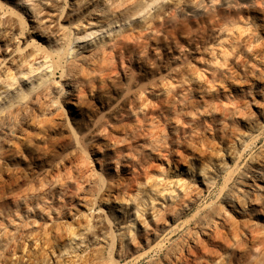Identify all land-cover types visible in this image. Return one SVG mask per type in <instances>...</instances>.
<instances>
[{
  "label": "bare ground",
  "instance_id": "6f19581e",
  "mask_svg": "<svg viewBox=\"0 0 264 264\" xmlns=\"http://www.w3.org/2000/svg\"><path fill=\"white\" fill-rule=\"evenodd\" d=\"M160 1L0 4L10 30L13 24L18 35L31 30L22 48L0 38L6 53L0 59V176L8 167L14 179L5 187L0 177V198L8 194L12 218L4 216L12 230L0 234L6 235L0 264L56 263L77 240L86 245L64 264L139 263L153 253L147 264H264V144L222 202L193 212L194 228L169 248L159 245L162 238L192 212L202 187L178 179L174 190L165 186L159 195L154 189L164 167L173 175L188 172L182 164L203 159L215 140L229 158L241 154L246 138L250 146L261 141L264 0ZM29 3L22 13L15 9ZM252 13L262 19L253 25L256 39ZM6 23L0 37L11 32ZM211 29L221 39L215 53L205 45ZM96 38L82 50L74 46ZM29 48L34 51L21 52ZM201 49L209 50V61L190 67L188 54ZM38 60L45 73L32 79L27 73L38 71ZM22 78L32 80L17 85ZM209 168L199 169L204 188L215 180L206 175ZM116 210L126 214L118 232L111 227ZM95 211L109 225L99 242ZM91 246L108 251V258Z\"/></svg>",
  "mask_w": 264,
  "mask_h": 264
},
{
  "label": "rangeland",
  "instance_id": "374dc122",
  "mask_svg": "<svg viewBox=\"0 0 264 264\" xmlns=\"http://www.w3.org/2000/svg\"><path fill=\"white\" fill-rule=\"evenodd\" d=\"M34 2H35V0H33ZM3 2V3H2ZM172 2H174V1H172ZM161 3V4H160ZM169 3V1L167 0H164V1H160L159 2V6H161V5H167ZM0 4L2 5V6H8V5H11V0H0ZM59 5H63V2L61 1V2H59L58 3ZM29 5H31V3H29V4H27V5H22V4H20V5H16L15 6V9L17 10V11H19L20 13H22V12H24V7H29ZM158 6V7H159ZM157 7V8H158ZM155 9H153V10H151V13L154 11ZM1 11V10H0ZM257 14H259L258 12H256ZM257 14H254V13H252L251 14V16H250V33H251V35L253 36H257V35H255V33L253 32L254 30H255V28H254V23L256 22V23H261V16H259L258 17V19L255 17V19L253 18V16H255V15H257ZM0 19H1V23H4V22H7L6 23V25H3V27L5 26V28H7L8 30H10L9 29V24H8V22H9V18H8V16L6 17V16H3L2 17V15H0ZM28 18V17H27ZM253 18V19H252ZM254 20V21H253ZM4 21V22H3ZM259 21V22H258ZM136 22V21H135ZM135 22H133V23H135ZM251 22H253V23H251ZM0 23V24H1ZM12 23V22H11ZM10 23V24H11ZM132 23V24H133ZM29 25H31L30 24V22H29ZM95 25L93 24V26H91L92 28H94V29H98L99 28V25H97V26H95ZM129 26L130 25H126L125 26V28H129ZM251 26H252V28H251ZM2 26L0 25V28H1ZM90 27V28H91ZM11 28H13V30H10L11 32H10V34H8V33H6V35H1V37L0 38H4V39H6V41H8V44L10 45V48H13V50H14V47L15 46H19V47H23L24 45H22L25 41H26V39H27V37L28 36H31V34H30V32H31V30L27 27V29H29V31L27 30V31H24L23 32V34L22 35H18V32H19V30H18V25H16V24H13L12 25V27ZM87 30H88V27L86 28ZM253 29V30H252ZM82 30V29H81ZM14 33H13V32ZM213 31V32H212ZM81 32V31H80ZM79 31H78V33H80ZM216 31L214 30V29H211V30H209L206 34H204V36H205V45H207L206 47L207 48H209L210 46L212 47L211 49H215L214 50V53L215 52H217L218 50H219V48H218V43H219V41L221 40V39H219V37L217 36V34L215 33ZM26 33H29V34H26ZM214 33V34H213ZM254 33V34H253ZM259 33V35L263 38V35L260 33V32H258ZM26 34V35H25ZM181 34V33H180ZM28 35V36H27ZM250 35V36H251ZM6 36H8V37H6ZM14 36V37H13ZM17 36V37H16ZM20 36V37H19ZM179 36H182V39H184V40H186V36H185V34H181V35H179ZM253 36V37H254ZM17 39H16V38ZM22 37H24V38H22ZM107 37V36H106ZM15 38V39H14ZM99 38H102V37H99ZM99 38H96L95 39V41H92L90 44H84L83 46H81L80 44H75L74 46H75V48L76 49H80V50H82L83 48H85V47H89L90 45H92L93 44V42H97L98 40H99ZM105 38V37H104ZM218 38V39H217ZM255 39H256V37H254ZM253 38V39H254ZM13 39V40H12ZM19 39V40H18ZM209 39H210V41H209ZM3 40V39H2ZM25 40V41H24ZM86 40H88V38L86 39ZM90 40V39H89ZM11 41V42H10ZM15 41H17V42H15ZM21 43H20V42ZM207 41V42H206ZM218 41V42H217ZM184 46H186V45H184ZM218 49H217V48ZM188 48V47H187ZM3 49V51H4V48L2 47L1 48V50ZM191 49V48H190ZM192 49H194V48H192ZM261 49H262V47H261ZM33 50V48H29V50L27 49H24V50H22L21 52H27V53H31V51ZM209 50H210V48H209ZM209 50H207V49H201V50H199L198 52H197V50H196V52L197 53H189L188 55V60H187V64H189V66L191 65V66H197V67H200L201 68V65H202V63L204 62V60L205 59H210L209 58V54H210V52H209ZM1 52L0 51V59L1 60H4V56H6V53L5 52ZM29 51V52H28ZM34 51V50H33ZM187 51H188V49H187ZM187 53V52H186ZM4 54V55H3ZM18 55H22V53H20V52H18L17 53ZM208 54V55H207ZM259 56H262V58L264 57V54H260ZM6 58V57H5ZM259 58H261V57H259ZM261 58V59H262ZM204 59V60H203ZM0 60V61H1ZM207 60H205V61H207ZM200 61V62H199ZM203 61V62H202ZM209 61V60H208ZM39 62H41L40 60H38V61H36V63L33 65V66H35L34 68H37V70L38 71H36V72H34V70L32 71V72H29V73H27V75L29 76V74H30V76H31V78L33 79V76H35V75H37L39 72H41V74H44L45 73V70H43L42 68V66H40V65H38L39 64ZM263 62H264V59H263ZM6 64V62L4 61L3 62V64H2V66L3 67H1V68H4V65ZM262 63V62H261ZM204 64V63H203ZM262 64H264V63H262ZM190 66V67H191ZM40 69V70H39ZM258 68H256L255 70V74H256V72L259 70V71H261V70H263V67H259V69L257 70ZM41 70H43L44 71V73H43V71H41ZM258 74V73H257ZM256 74V75H257ZM58 76V75H57ZM56 76V77H57ZM30 78V80H32ZM21 79V78H20ZM18 80V83H17V85H26V84H28L29 83V81L30 80H26L25 81V78H22V81L21 80ZM20 81V82H19ZM25 81V82H24ZM26 82H28V83H26ZM161 94V93H160ZM250 109V108H249ZM248 109V110H249ZM67 130V129H66ZM69 131V130H68ZM250 132H247V133H245V136L247 135V134H249ZM67 134H70L68 137H66V138H69L70 136H71V133L70 132H68ZM66 134V135H67ZM256 135L258 134V133H255ZM253 135V136H256V135ZM72 137V136H71ZM70 137V138H71ZM261 141L257 144V145H254V146H250V138H246L245 139V143H244V145H246V147L245 148H241V149H239V151L241 152V154L240 155H238V156H236L235 158L232 156V158H229L228 156H229V153L228 152H226L227 150H226V148L225 147H223L221 144H219V141L218 140H215L213 143V145H211L210 146V148L209 149H207L206 150V153H205V155H204V157H203V159H197V157L196 158H190L189 160L190 161H192V163L190 162V161H188L187 160V162H185V164H182V166H181V169H185L186 167H188V168H190L189 169V171L188 172H186V171H184V172H182L181 171V173H180V171L179 172H175L174 173V175H173V172H174V169L173 168H168V170H166V168L164 167V169H163V172L162 173H158V175H161V180H160V183L159 184H157V186L154 188L155 189V191L157 192L156 194H159L160 195V193H161V189H163L165 186L166 187H170L172 190H174L176 187H177V180L178 179H180L181 180V182H180V185L181 184H190V186L193 188V189H197V190H199L201 187H202V194L200 195V197L196 200V202H195V204H194V207H193V209H192V212L189 214V215H187V216H185V217H183L182 218V220L181 221H179L177 224H173V225H171V228H170V230H169V232H167L166 233V235L162 238V240H161V242H160V246L164 249V248H166V247H171L173 244H176L179 240H180V237H181V235H182V233L184 232V231H186L187 229H192V228H194V218H191V215H192V213L193 212H196L197 214L196 215H201L205 210H208L211 206H218L221 202H222V196H223V194H224V192L228 189V187H230L233 183H235L237 180L236 179H238V177H239V175L242 173V172H244L246 169H248V168H250V161H252V159H253V157H255L256 156V154L257 153H259L258 151H260V150H262V146H263V144H264V135L263 136H261ZM252 147V148H251ZM223 149V150H222ZM225 155H227V156H225ZM253 156V157H252ZM208 164L209 166H210V168H209V170H207L206 171V175H210V176H212L213 178H215V180L212 182V181H210V183H209V185H208V188H204V186L203 185H201V183H200V180H201V176H202V173H200L199 172V169L202 167V165L203 164ZM227 164V165H225V164ZM24 164H22V165H20V167H22V168H24V166H23ZM6 170H4V169H2V173H3V171H5V173H6V175L7 176H4L5 174L3 173V175H2V173H1V175H2V177L1 178H3V179H5L4 181L6 182H4L3 181V179H2V181L3 182H1L2 184V186H5L6 184H7V186H8V182L9 183H13V181H14V179H13V177L11 178V176H10V169H8V167L6 168V167H4ZM11 171H12V169H11ZM8 172V173H7ZM8 176H10V177H8ZM169 176H171V177H173V179L172 180H170V179H168L169 178ZM10 178V179H9ZM8 179V180H7ZM158 180V179H157ZM170 181H172V184L171 185H168V183L170 182ZM196 182V183H195ZM7 186H5V187H7ZM146 190H148V189H146ZM204 190V191H203ZM7 194V193H6ZM6 194H4L3 196L5 197V199L6 200H4V198L1 196V204H0V215L1 216H3V217H1L0 218V222H2V225L0 226V234H2L3 235V232L5 233L6 232V234L8 233V232H10L11 230H12V227H11V221H6V220H11L12 218H10L8 215H9V211H7L8 210V208H9V204L8 203H10V200H9V196H6ZM163 194H168L167 192H164ZM8 195V194H7ZM8 198V199H7ZM8 201V202H7ZM6 202V203H5ZM3 203V204H2ZM5 203V204H4ZM6 205V206H5ZM4 207V208H3ZM2 208H3V210H2ZM7 208V209H6ZM7 211V213H6V211ZM2 211H3V213H2ZM4 212L7 214H4ZM4 216H7L8 218H6V217H4ZM115 216H117V218H116V220L115 221H113V223H112V225H111V227H113L115 230H116V232H118V230H120L121 229V227H122V223H124L125 221H126V214H124V213H121V211H118V210H116V214H115ZM5 218H6V220H5ZM93 223L98 227V229H99V232H98V235H100V237H99V239H97V241L96 242H99V241H101V240H103V238H105V233H107V232H109V225L107 224V222L106 221H104L105 219H104V216L102 215V214H99L98 213V211H95V213H94V215H93ZM2 219V220H1ZM8 223H10V224H7ZM2 226H4L3 228H2ZM8 226V227H7ZM6 227V228H5ZM6 230V231H5ZM8 230V231H7ZM10 230V231H9ZM3 231V232H2ZM2 232V233H1ZM9 234V233H8ZM2 235H0V241L3 239V237L4 236H6V235H4V236H2ZM2 236V237H1ZM2 238V239H1ZM64 244H66V242H63ZM75 243H78V240L77 241H74L72 244L73 245H71V247H69V254L68 255H64L62 258H60V259H58V262H56L55 263V261H53V260H50V264H61L62 262V264H64V260L66 261V260H71L72 259V256H73V254H76V253H79V251H81L83 248H84V245H86V244H81L80 246H78V245H75ZM74 246L76 247V251H75V249H74ZM70 248H73V249H71L70 250ZM88 249L90 248V249H92V250H96V251H100V253L103 255L104 254V256H105V258H108V251H104V250H102L101 251V248L102 247H100V246H91V247H87ZM68 249V248H67ZM144 252L145 251H141L140 252V254H144ZM66 256V257H65ZM248 254H245V255H241V260H246L247 258H248ZM65 258V259H64ZM71 258V259H70ZM150 258H156V255L153 253V254H151V256H150ZM150 258H147V259H143L141 262H139L140 264H147V261L150 259ZM61 259H63V261L61 260ZM60 261V262H59ZM62 261V262H61ZM139 263H133V261H130V260H128V263L127 264H139Z\"/></svg>",
  "mask_w": 264,
  "mask_h": 264
}]
</instances>
